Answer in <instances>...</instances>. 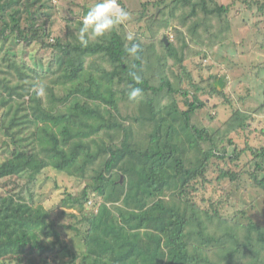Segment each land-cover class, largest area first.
<instances>
[{
    "label": "trees",
    "instance_id": "16d2710c",
    "mask_svg": "<svg viewBox=\"0 0 264 264\" xmlns=\"http://www.w3.org/2000/svg\"><path fill=\"white\" fill-rule=\"evenodd\" d=\"M174 3L190 7L191 16L199 6L207 14L227 11L206 0ZM58 13L55 0H0V186L7 185L0 191V264L18 256L28 264L54 256L60 264L62 253L70 258L65 264H241L247 251L264 264V224L225 217L230 192L221 184L244 173L264 193V145L240 144L245 123L223 128L220 138L193 117L217 108L215 96L229 82L191 74L180 86L169 77L154 84L139 37L125 41L114 28L87 38L85 47L77 35L54 36ZM12 40L49 50L48 66L5 50ZM162 44L174 54L173 44ZM133 45L138 50L130 52ZM134 88L142 92L133 100ZM163 93L171 100L160 101ZM230 147L239 174L230 161L216 166ZM46 168L90 182L62 199L70 223L53 217L35 187ZM213 179L227 198H209L204 208L195 196L200 184L215 186ZM66 230L75 232L72 244Z\"/></svg>",
    "mask_w": 264,
    "mask_h": 264
},
{
    "label": "rangeland",
    "instance_id": "374dc122",
    "mask_svg": "<svg viewBox=\"0 0 264 264\" xmlns=\"http://www.w3.org/2000/svg\"><path fill=\"white\" fill-rule=\"evenodd\" d=\"M206 1L208 8L224 6L227 11L207 14L199 6L197 15L191 16L190 7L177 6L174 0H119L132 15L129 21L115 28L125 41L137 37L143 41L146 51L144 68L152 76L154 84H159L164 77H169L174 86H180L181 81H185L182 79L191 74L196 81L201 78L208 79L216 74L222 75L229 84L223 97L215 96L217 102L213 103L217 104V108L198 110L193 115L194 119L196 118L193 120L199 124L205 123L214 137L220 138L223 128L230 129L241 122L245 123L247 129H238L237 133L240 144L246 147L249 143L256 149L260 148L264 145V10H261L264 0ZM55 2L59 13L54 18V36L67 38L73 34L80 37V20L87 12L85 8L89 9L95 0ZM87 38L97 39L91 34ZM162 41H165L167 46L173 44L174 54L168 52V47L166 50ZM3 47L19 59L27 57L29 62L38 68L48 66L50 51L40 44L25 46L12 40L4 43ZM181 57L184 59L181 60ZM7 93L4 92L3 95ZM163 94L164 99H159L160 101L171 100L165 93ZM1 114L2 111L0 116ZM232 137L234 138L233 134ZM234 151L233 147H230L228 151L230 157L225 160L219 159L221 163L216 166L226 165L230 161V168L239 174L243 166L236 168L231 158ZM3 159L4 155L0 151V162ZM255 159L256 157L249 153L246 161L251 160L254 164ZM243 163L241 161V164ZM248 169L252 170L249 167ZM262 175L264 172L260 173V176ZM214 176L215 174L212 177ZM242 177L235 180L230 178L221 183L230 192V200L225 202L223 214L225 217L236 215L243 220L247 217L246 222L254 220L264 224V193L253 184L248 174L242 173ZM214 181L215 186L200 184L199 195H194L204 208L210 207L209 198L217 200L222 194L223 200L227 198L222 188L217 186L216 179ZM89 183L46 168L39 176L35 187L42 193V201L53 213V217L59 218L60 222L70 223L73 218L62 214L65 210L62 199L67 193L78 196ZM6 184L11 182L8 181ZM2 185H5L3 181ZM0 191H7V185L0 186ZM90 206L91 203L87 205L89 211L97 210ZM66 211L71 212L75 209ZM211 230L214 231V226ZM66 233L68 241L72 244L75 232L66 230ZM238 233L243 235L245 231L239 229ZM75 244L77 245L76 241ZM260 251L263 252L261 249ZM59 257L60 264H65L70 259L64 253ZM12 259L13 261L8 260L2 264H28L26 256ZM54 260V256H49L46 264H54ZM260 260L247 251V254L243 255V261L238 262L262 264ZM39 263H43V259Z\"/></svg>",
    "mask_w": 264,
    "mask_h": 264
},
{
    "label": "clouds",
    "instance_id": "9594fccd",
    "mask_svg": "<svg viewBox=\"0 0 264 264\" xmlns=\"http://www.w3.org/2000/svg\"><path fill=\"white\" fill-rule=\"evenodd\" d=\"M131 12L123 7L119 0H95L89 7L81 20L80 43L87 46V36L102 37L112 31L115 27L122 25L131 19ZM138 45H133L130 52L138 50ZM43 89H39L38 94H42ZM140 88H134L129 93L130 99H136L141 94Z\"/></svg>",
    "mask_w": 264,
    "mask_h": 264
}]
</instances>
